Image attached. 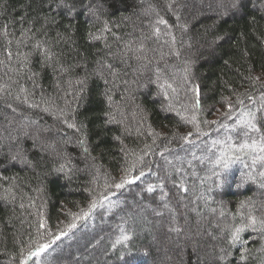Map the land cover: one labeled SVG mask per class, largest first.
Listing matches in <instances>:
<instances>
[{
    "label": "trees",
    "instance_id": "trees-1",
    "mask_svg": "<svg viewBox=\"0 0 264 264\" xmlns=\"http://www.w3.org/2000/svg\"><path fill=\"white\" fill-rule=\"evenodd\" d=\"M232 3L0 0V264H167L191 228L184 264H264V0Z\"/></svg>",
    "mask_w": 264,
    "mask_h": 264
},
{
    "label": "rangeland",
    "instance_id": "rangeland-1",
    "mask_svg": "<svg viewBox=\"0 0 264 264\" xmlns=\"http://www.w3.org/2000/svg\"><path fill=\"white\" fill-rule=\"evenodd\" d=\"M174 7H175V5L171 6V8H174ZM162 56H163V53H162ZM186 59H188V57H186ZM173 82H174V84L172 86V90L174 92L173 93V97H175V92L179 91V96L178 97L181 100V102L185 101V99L187 100L189 96H188L187 93H185L186 92L185 90H184L185 99L182 98V91H183L184 85H186V83H187L186 77L185 76H180L177 80H174ZM188 102H190V101L188 100ZM166 104L169 105L170 107H172L171 102H166ZM185 106L189 107V105L187 103L185 104ZM182 107H184V105H182ZM259 108L261 109V107H259ZM218 112L219 111H217V113ZM239 175L242 176L243 172H240ZM195 199H197V197H195ZM182 200L184 201L183 203L187 204V202H185L184 199H182ZM259 201L261 202V205H264V201H262V200H259ZM219 203H221V201ZM219 203L217 202L215 207H213V206L209 207L207 209V211H206V214H202V215H198L197 214L196 215L197 219L203 218L200 222H206L205 219L208 220V218H212V220L214 218H217L219 220V218L217 216V215L220 214L219 207L217 206ZM250 205H251V203H250ZM182 207H183V205H182ZM185 211H186V213H189V212H187V210H185ZM160 223L161 222L158 221L159 225H160ZM184 228L187 229L186 227H184ZM191 229L192 230L190 232H188L187 234H185L184 229H181L180 231L178 230L175 234H173L174 236L171 237L172 241L176 242L177 243L176 246L181 247V249L177 250V251H174L173 249L172 250H168L169 255L166 254L164 256V258H163L165 263H167V264H170V262H174L175 264H184V263H186V256L188 255V253H186V249L184 251V248H185L184 245H183L184 242L189 239L188 242L185 244L186 248L190 249V246L194 248V246L198 245L197 244L198 241H202V239L207 234V233L204 234L202 229H197V228H191ZM165 239L166 238L161 237L160 239H156V241L154 243H157L158 245L159 244L161 245V244H163V242L161 243V241H164ZM103 242H104V240H103ZM155 246H157V245H155ZM157 248H158V246H157ZM182 250H183V252H182ZM91 253H92V251L90 252V250L86 251V254H84V251H80L78 253V255H75L74 253H72L70 258L67 259V261L69 263H73V261H75V259H76L77 264H82V259L85 260V257H88V254L91 255ZM71 257H73V259ZM89 257H88V259H90ZM157 259L160 260L161 257H159ZM71 260H72V262H71ZM42 261H43V264H44L45 260H42ZM48 261L49 260H46V262H48Z\"/></svg>",
    "mask_w": 264,
    "mask_h": 264
},
{
    "label": "snow or ice",
    "instance_id": "snow-or-ice-1",
    "mask_svg": "<svg viewBox=\"0 0 264 264\" xmlns=\"http://www.w3.org/2000/svg\"><path fill=\"white\" fill-rule=\"evenodd\" d=\"M242 4H243V0H233L232 7H234V8H239L240 6H242ZM158 23H160V24H164V23H166V22H165L163 19H160V20L158 21ZM156 31L159 32V29H156ZM174 39H175V38L173 37V40H174ZM22 91H24V90L22 89ZM197 94H198V90H197ZM25 99H27V98L25 97ZM197 103H199V101H197ZM241 103H242V101H241ZM230 107H231V106H230ZM258 111H259V110H258ZM247 115L250 117V119L247 121V125H246V126H247V129H249V130H251V131H254V132H261V131H262V128L257 127V125H256V120H257L256 112H249ZM193 119H194V118H193ZM261 119H264V116H262ZM68 127H69V128H75L76 125H75L74 123H69V124H68ZM197 130L199 131V128H197ZM245 134H247V132H245ZM80 143L83 144V141L81 140ZM253 146H255V142H254V145H253ZM261 150L264 151V148H262ZM17 158H18V156H14V157H13V159H17ZM225 167H227V165H225ZM115 186H116L117 188H120V187H122L123 185H122V184H116ZM147 190H148L149 192H152V191H153L152 186L149 185V187H148ZM185 191H186V189H185ZM92 206L94 207L95 205L93 204ZM249 221H250L251 226H255L256 223H257V218H256L255 216H250V217H249ZM260 223H261L262 226H264V221H261ZM73 226H74V225H70V227H73ZM247 226H248V225H245V227H247ZM242 230H243L242 228H236V229L232 232V239H233V241L239 240V238H240L239 233H240ZM57 238H58V237H57ZM124 239L127 240L128 237L125 236ZM45 247H46V246H41V249H40V250L43 251ZM38 254H39V253H33V255H38ZM241 259H244V256H243V255L241 256Z\"/></svg>",
    "mask_w": 264,
    "mask_h": 264
}]
</instances>
